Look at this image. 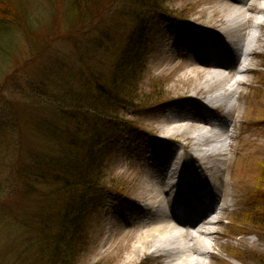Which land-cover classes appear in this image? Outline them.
<instances>
[{"label": "rangeland", "instance_id": "1", "mask_svg": "<svg viewBox=\"0 0 264 264\" xmlns=\"http://www.w3.org/2000/svg\"><path fill=\"white\" fill-rule=\"evenodd\" d=\"M119 1L111 12H104L106 14L102 16L101 22H106L107 32L110 33L116 31L118 25L121 37L110 42L106 39L103 42L96 28H88L83 32L76 31L80 33H72V36L63 34L68 28L64 25L63 18L70 19L75 13L71 8V0H0L1 215L9 217L15 214L19 221H24L21 213L23 209L30 207L28 204L31 197L27 194L29 191L26 192L25 186L30 188V185L19 178L18 170L26 162L31 163L35 154H43L44 150L54 155L57 153V144L56 142L53 144V137L44 134L39 125L46 120H56L59 114L55 108L58 101L56 94L59 89L69 86L73 92L80 89L85 92L86 99L87 95L92 97L95 89L93 85L95 79L91 82V75H98V82L103 86L109 85L110 77H115L114 66L119 55L118 49L122 47V41L131 25V22L125 21L122 19L124 17L116 12L119 9L116 8L120 5ZM214 1L163 0V5L179 16H187L188 19H185L183 24L187 26L186 22L202 24L214 22L216 18L212 14L218 5ZM101 14L102 12L100 16ZM210 15L212 17L209 18ZM149 22L152 51L141 76L136 81H130L135 92L131 94L128 92L129 88H126L122 89V93L117 92L114 95L120 98L128 94L129 99L133 98L136 101L144 96L152 97L151 86L156 88L160 86L165 104L150 108H126L109 101L104 105V109L112 115L113 122L117 119L118 124H121L118 125V134L113 140L104 143L106 155L102 185L109 189L97 194L95 200L100 206L93 210L89 208L84 216L87 206L83 204L84 211L81 215L83 231L77 242L79 253L72 264H153L147 260L138 261V258L128 260L130 258L128 248L136 238L137 231L131 232L120 223L123 218L134 219L136 216L134 203L140 194L143 171L150 167L149 163L162 161L160 158V160L148 158L156 153L161 154L153 147L166 144L169 151L174 147L167 142L157 141L154 137L155 132L166 133L174 126L173 120H178L180 114L187 113L176 106L178 100L175 97L192 90L202 77L187 80L190 68L185 62L188 61V57L194 58L198 46L190 42L195 38L188 35V29L186 32L184 29L179 30L177 21L170 13L153 14ZM251 32L256 33L257 30L252 28ZM260 34L257 45L262 51V56L254 57L251 61L254 69L246 74L249 85L241 87L237 93L230 94L227 91L232 89L233 83L230 78L220 89L225 97H228L227 93L231 95L227 100L229 102L223 105L224 110L229 108V103L235 98L238 105L234 129L237 138L233 140L228 156L223 183L224 192L236 194L233 211L228 212L229 219L220 224L221 232L227 235L234 231L230 226V220L234 222L236 214L246 207L251 208V204L246 203L247 193L254 188L259 166L257 162H264V120L259 127H247L244 124L245 121L263 116L264 28L260 29ZM182 38L187 39L182 42ZM96 42L103 46H98ZM169 98L171 99L167 102ZM169 102L174 105L170 106ZM134 104L143 106V103L137 101ZM93 112L83 103L79 120H84L85 113L91 117ZM229 118L228 115L225 116L226 123L230 122ZM259 120L261 122V119ZM133 126H138L143 131L136 133L131 129ZM220 127L214 128V131L222 133ZM166 150L168 149L162 151ZM177 150L181 151L179 147ZM239 157L243 161L242 169L238 167ZM113 189H121L123 195H116ZM233 227L240 231L249 229L251 235L228 238L226 235L222 237V234L218 244L217 241L210 240L209 249L214 257H204V264H223L221 262L223 260L227 264H264V229L254 230L255 228L250 229L247 225H244V228L234 225ZM18 235L19 231L12 220H0V264H12L14 249L24 239L21 237V241L18 242L16 240ZM185 240L186 237H181L179 242L183 243ZM229 247L236 249L234 253L245 256L231 253L227 250ZM232 255L237 259L232 258ZM250 257L251 260H247Z\"/></svg>", "mask_w": 264, "mask_h": 264}, {"label": "bare ground", "instance_id": "2", "mask_svg": "<svg viewBox=\"0 0 264 264\" xmlns=\"http://www.w3.org/2000/svg\"><path fill=\"white\" fill-rule=\"evenodd\" d=\"M214 2L218 3L212 14L216 18L214 22H186L187 26L178 27L185 32L188 29V35L195 38L190 42L198 44L194 58L188 57L185 62L190 68L187 80L198 77L202 80L189 92L175 97L176 106L187 113L173 120L174 126L166 133L154 134L157 141L174 147L170 151L166 144L153 147L161 154L148 158L162 161L149 163L151 168L143 171L140 194L134 203L136 216L123 218L120 223L131 232L137 231L128 248L129 261L138 258L153 264H204V257L214 255L209 249L210 240L218 244L222 218L233 211L236 203V194L224 192L223 183L228 156L237 138L234 134L237 98L227 104L226 110L223 105L229 102V93H237L249 85L246 74L254 69L251 61L262 56L257 42L260 29L264 28V0ZM252 28L257 32H251ZM186 39L182 38V42ZM230 78L232 89L227 90L228 97H225L220 89ZM226 115L230 117L228 123ZM260 123L258 120L244 122L247 127H259ZM218 126L222 133L214 131ZM165 148L168 150L163 152ZM241 159L238 167L242 169ZM173 206L180 212H173ZM181 237H186L185 242H179Z\"/></svg>", "mask_w": 264, "mask_h": 264}, {"label": "trees", "instance_id": "3", "mask_svg": "<svg viewBox=\"0 0 264 264\" xmlns=\"http://www.w3.org/2000/svg\"><path fill=\"white\" fill-rule=\"evenodd\" d=\"M117 1L71 0V8L75 13L70 19L63 18L64 25L68 27L63 34L72 36V33L96 28L103 42L106 39L110 42L120 38L118 25L116 31L110 33L107 32L106 22H101L102 16L106 14L104 12H111ZM119 3L122 6H116L119 8L116 12L124 17L122 19L131 22V25L122 41V47L118 49L119 55L114 66L115 77H110L109 85L103 86L98 82V75H91V82L95 79V89L92 97L86 94V99L85 92L80 89L75 92L70 86L59 89L56 94L58 101L55 108L59 112L56 120H46L39 125L44 134L53 137L52 142L57 144V153L54 155L44 150L43 154H35L31 163L26 162L18 170L19 178L30 185V188L25 186L26 192L29 191L27 194L31 196L28 204L30 207L22 210L24 221H19L15 214L9 216L10 218L0 214L1 221L12 220L18 229L16 240L19 242L21 237L24 238L14 249L12 264H72L75 261L79 253L77 242L83 231V204L87 206L83 216L89 208L97 206V190L104 187V143H107L117 132L118 125H121L117 119L113 122L112 115L104 109V105L111 101L117 106H133L137 101L146 106L150 102L155 104L163 100L164 94L160 86H151L152 97L144 96L136 101L129 99L128 94L117 98L114 93H122V89L126 88H129L128 92L131 94L135 92L130 81H136L141 76L152 51L149 22L151 16L170 13L181 20L185 15L179 16L169 11L163 5V0H120ZM97 45L103 46L99 42ZM83 103L96 114L93 112L89 117L85 113L84 120H79ZM258 163L254 188L251 189L252 208L238 216V221L233 224L240 228L246 224L251 228L264 229V162Z\"/></svg>", "mask_w": 264, "mask_h": 264}]
</instances>
